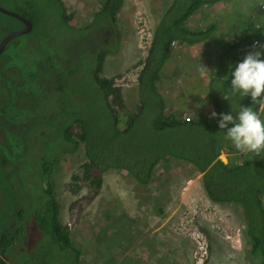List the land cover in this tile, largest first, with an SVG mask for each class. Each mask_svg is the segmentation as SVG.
I'll use <instances>...</instances> for the list:
<instances>
[{"label": "rangeland", "instance_id": "obj_1", "mask_svg": "<svg viewBox=\"0 0 264 264\" xmlns=\"http://www.w3.org/2000/svg\"><path fill=\"white\" fill-rule=\"evenodd\" d=\"M63 1L73 27L62 25L57 0H0V6L9 10L28 7V2H32L30 9L40 18L30 32L12 40L0 54V109L4 111L7 107L5 113L0 111V229L10 231L24 227L25 230L19 236L13 261L23 264H72L74 261L71 250L61 249L51 242L45 230L37 227L36 209L44 200L42 183L47 181L53 185L60 220L69 226L75 247L82 250L83 264H260L251 253L243 208L233 202L212 201L202 175L190 163L165 159L158 164L147 185L137 183L126 170L113 168L103 173V185L97 188L91 182L94 178H82L83 165L88 159L84 143H80L75 152L60 151L65 127L75 115L86 116L95 109L98 119L92 124L95 127L89 129L96 136L110 135L107 148L112 149L110 120L99 113V107L95 108L92 96L85 95L89 84L82 82L80 75L61 74L63 90H57V84L50 82L49 85L47 81L42 82L45 87L36 88L31 83L38 68L36 64L31 66L30 61L48 54L47 65L50 61L55 66L54 57H60L69 65L86 66L95 62L98 47L115 50L107 56L102 75L114 79L121 88L124 106H115V109L119 129L123 130L140 108L138 74L159 22V12L154 9L165 10L169 3L163 0L159 6L157 0H126L118 18L119 47L117 40L108 34L111 24L108 21L87 26L102 0ZM231 1L237 6L233 10L226 6L229 13L224 16L228 19L223 21L232 27L217 21L220 25H216L214 33L221 32L222 38L242 35L245 40L247 34L236 26L245 21L249 24L250 19L254 20L253 24L264 20V13L259 9L261 0ZM232 13L237 14L236 19L230 18ZM255 13L260 21L255 19ZM6 19L14 26L19 25L0 14V20ZM187 49L188 45L176 43L174 54L162 71V91L167 96L169 92L174 94L166 103V113L193 120L200 117L195 106L201 104L205 112L211 114L212 101L204 98L215 92L221 94L227 113L232 108L238 110L235 104L238 101H233L230 94V101L224 99L225 92L221 91L220 78L230 71L227 60L219 55L208 59V52L200 58L193 52L191 57ZM206 59L208 69L201 72L199 64ZM94 66L95 63L90 69L86 67L89 78ZM29 68L33 77L26 83L17 81L15 89H12L13 82L7 85L1 78L4 72L16 80L20 72ZM230 87L226 84L228 92H231ZM24 91L29 92L25 98L30 101L26 99L22 103ZM194 95L197 102L191 104L189 96ZM27 104L28 107L21 108ZM147 115L146 111L142 113L137 126L120 140L121 145L127 142L123 149L131 143L139 144L143 134L151 128L154 116ZM260 116L264 119V115ZM75 128L77 134L79 125ZM191 132L201 144L210 140L206 135L210 134L208 131L202 134L191 127ZM129 139L133 142H128ZM69 145L67 143L66 150ZM136 149L130 147L132 151ZM239 154L240 151H223L221 156L228 165H235L243 159L261 158L264 152L259 155L245 152L243 159ZM46 161L52 163V173L44 180L42 165ZM137 171L141 173L140 169ZM6 174L10 178H6ZM75 174L79 179H73ZM94 175H98V171L95 170ZM9 188L12 195L6 192ZM262 197L264 203V193Z\"/></svg>", "mask_w": 264, "mask_h": 264}, {"label": "trees", "instance_id": "obj_2", "mask_svg": "<svg viewBox=\"0 0 264 264\" xmlns=\"http://www.w3.org/2000/svg\"><path fill=\"white\" fill-rule=\"evenodd\" d=\"M125 1L102 0L98 10L95 11L92 22L87 25L99 22L104 23L102 22L104 20L111 23L109 25L110 28H108V34L117 40L119 47L121 42L118 18ZM213 1L215 0H172V3L163 10L154 30L146 59L142 62L143 67L138 74L140 108L138 113L133 118L131 117L128 126L123 130L119 129V115L115 109V106L122 108L124 106L121 88L116 85L114 79L102 75L107 56L115 51L112 48L98 47L95 62L86 63V66L84 64L77 67L76 65H69L60 57L54 56L57 64L54 66L49 61L47 65L48 54L40 56L37 61L31 60L30 65L36 64L38 68L36 78L31 84L37 88L44 86L42 82L47 81L49 85H51L50 82L57 84V90H63L61 74L65 72L80 75V80L89 84L85 95L92 96L95 108L99 107V113L104 118H109L113 131L114 147L112 149L107 148L110 135L106 138L105 135L101 134L96 136L89 129V127H92L94 120L98 119L96 109L88 112L86 116L82 114L79 116L75 115L74 120L64 129L63 139L60 142V151L64 153L75 152L79 144L84 143L88 159L83 165L82 178H94L91 182L97 188H101L103 185V173L117 168L126 170L137 183L147 185L152 180L155 167L167 156L190 162L203 174L204 187L212 201L235 202L243 208L248 222L247 235L251 240V253L259 259L260 264H264V203L262 197L264 193V155L261 158H256L257 160H244L245 152H240L239 156L240 159H243L242 162L228 165L220 158V154L223 150L227 152H238V150L235 149L230 141L224 138L223 131L225 130L219 128V117L210 118L211 114L202 112L199 115V120L193 121L180 119L175 114H168L166 113V99L159 92L162 71L170 58L172 42L176 40L195 45L198 42L209 39L213 35L216 25H209L205 28L194 30L187 24L189 18L200 7ZM32 5V2H28V7L19 8L15 11L30 18L33 26H35L40 18L30 9ZM56 7L60 8L58 13L63 21L62 25L73 27L71 25V15L67 14L64 1L57 0ZM0 14L3 13L0 12ZM3 15L11 18L14 23H19V25L14 26L8 19L0 20V42L10 31L23 26V22L18 18L6 14ZM246 29L249 31V41L252 42L255 38L264 39V20L256 24H249ZM110 40L109 38L108 42ZM94 63L96 67L94 66L91 70V78H89L86 74V67L90 69ZM27 70L20 72L21 75L16 80H13L4 72L1 73V78L7 85L13 82L12 89H15L14 84L17 81L26 83L33 77L30 74L31 68ZM231 71H234V68ZM27 93L29 92H23L22 103L27 99L25 98ZM232 97L233 101H238V103H235L238 109L240 105L247 106L251 104L250 96L244 98L239 96ZM220 98L221 94L216 92L211 96L215 112L217 114L227 113L225 105ZM27 100L28 102L30 101L29 99ZM28 106L29 104L21 108L25 109ZM252 107L258 114L262 113L264 115V105H252ZM0 111L5 113L7 107L4 111L1 109ZM145 111L148 112L147 116H154L151 128L148 132H143L144 134L139 144L131 143L127 148L123 149L124 144L127 142L121 145L120 140L137 126L139 116ZM230 112L234 116L237 114L236 112ZM76 124L79 125L77 134L74 131ZM191 127L198 129L202 134L208 131L210 134L206 135L210 140L202 144L196 141L192 135ZM75 136H78V139ZM102 138H105V140ZM130 141L132 140L129 139L128 142ZM67 143H70V145L69 149L66 150ZM133 146L137 147L134 151L130 150V147ZM51 165L50 161H46L42 165L44 180L52 173ZM2 168L6 169L8 167ZM138 169L141 170V173H138ZM95 170L98 171V175L92 176ZM72 177L73 179H79L80 176L75 174ZM6 178H10V176L6 174ZM46 184L48 185L46 186ZM42 186L44 195L42 198L44 200L40 208L36 209L35 221L37 227L45 230L51 236V242L61 249L72 251L74 258L72 264H83L81 263L82 250L75 247L69 226L64 225L60 220L59 204L55 198L52 183L43 181ZM6 192L8 195H12L10 188L6 189ZM23 233H25L24 227H15L10 231L0 229V264H12V258L15 257V248L18 247L19 236ZM2 254L5 255L6 259ZM13 262L14 264H23V262Z\"/></svg>", "mask_w": 264, "mask_h": 264}, {"label": "clouds", "instance_id": "obj_3", "mask_svg": "<svg viewBox=\"0 0 264 264\" xmlns=\"http://www.w3.org/2000/svg\"><path fill=\"white\" fill-rule=\"evenodd\" d=\"M261 11L264 13V0L261 3ZM254 16L256 20L260 21V17L256 13L254 14ZM253 22H254L253 19L249 20V24L251 23L253 24ZM249 24L246 25L245 29L248 27ZM246 32L248 36L249 33L248 29H246ZM243 42H247V40L242 39L239 42H233V43L242 44ZM176 43H182V42L174 40L171 45L172 51ZM186 45H190V44L187 43ZM238 56L240 57L235 62H233ZM262 57H264V39L255 38L252 40V42L250 41V44H247V47L245 49L239 51L236 54V56H234V58L231 59L230 63L228 62V65L230 67V71L228 73H230L232 78L228 79L227 76H225L224 78L223 77L220 78V82L223 85L221 91L225 92L223 93L224 99L230 101L229 94H231L232 96L238 95L241 98L249 97V96L251 98L250 105L247 106L240 105L238 110H233L232 108V112L237 113L236 116H234L231 112L217 114L215 112L214 102L210 97L211 95L207 96L206 94L207 98H204L212 101L213 109L210 110L211 113L210 118H215L217 116L219 117L218 119L219 128L225 130L223 131L224 138L230 141L232 145L235 147V149H237L238 151L255 153L257 155H259L261 152H264V119L261 118L260 114H258V112L252 107V105H264V58ZM240 59L243 60L239 62ZM201 63L202 64H199L200 70L201 72H204L205 70L208 69L207 67L209 62L206 59ZM231 67L234 68V71H231L232 70ZM225 78L226 80H224ZM226 84L231 86L228 89L231 92H228L226 90ZM205 89L207 91L206 87ZM202 112L209 114V112L207 111L205 112L204 108ZM182 119L192 120L191 117L182 118ZM196 120H199V117L198 118L194 117L193 121ZM221 154H220V158L224 160ZM165 159H176V158L167 156ZM165 159L161 160L160 162L164 161ZM176 160H181V159H176ZM182 161L187 162L185 160ZM222 203H227V202H222Z\"/></svg>", "mask_w": 264, "mask_h": 264}, {"label": "crops", "instance_id": "obj_4", "mask_svg": "<svg viewBox=\"0 0 264 264\" xmlns=\"http://www.w3.org/2000/svg\"><path fill=\"white\" fill-rule=\"evenodd\" d=\"M136 1V0H135ZM159 6H162L163 4V0H157ZM166 2L169 6L172 3V0H166ZM263 2V0H261L260 4H259V9L261 8V3ZM135 3V2H134ZM229 5L228 7L230 9H235L237 5H235L234 3H232L231 0H215L211 3L205 4L204 6L200 7L196 13H194L192 15V17L189 19L188 21V25L192 28H194V26L196 28H205L209 25H220L219 22L217 21H223L224 18H227L226 14H228V10L226 8V6ZM154 10H157L159 13L157 15V19H160V15L163 13V10H161L160 8H155ZM237 14L236 13H232V16H230V18H234L236 19ZM194 18V20H193ZM229 18V19H230ZM227 21H223V23L231 28L232 26H228V24L226 23ZM238 22V21H237ZM247 22H243L240 24H237L236 28H244V32L245 34L246 32V27ZM221 27V26H220ZM195 29V28H194ZM222 33L218 32L217 33H213V35H211V37L208 40H204L201 42L196 43L195 45H188V55L193 57V52L196 53L198 55V57H204V55L208 52V59H215L216 55L219 54V56H221L224 59L227 60V63L231 62V59L234 58V56H236V54L245 49L247 47V44H250L249 41V37H246L247 42H243L242 44H234L233 42H239L242 40V35H237V36H232V37H224L222 38ZM171 54H174V52H172ZM169 62V60H168ZM227 76L228 77V73L227 75H224L223 78ZM170 80V79H169ZM226 80V78L224 79ZM161 81H162V75H161ZM161 81L159 84V92L163 95L164 99H166V103H169L168 99L173 97V93L169 92V96H167L162 90H163V86H161ZM199 82V81H198ZM196 95L194 96H189L190 99V103L193 104L196 101ZM171 100V99H170ZM196 109H198L199 112L203 111V106L201 104H197L195 106ZM195 108L193 110H195ZM172 112V111H171ZM169 114V113H168ZM172 114V113H170ZM189 163V162H188ZM192 165V164H191ZM158 166V165H157ZM157 166L155 167V170L157 168ZM193 166V165H192ZM199 173L202 175L203 178V174L201 173V171H199ZM183 179V177H182ZM160 241V240H159Z\"/></svg>", "mask_w": 264, "mask_h": 264}, {"label": "water", "instance_id": "obj_5", "mask_svg": "<svg viewBox=\"0 0 264 264\" xmlns=\"http://www.w3.org/2000/svg\"><path fill=\"white\" fill-rule=\"evenodd\" d=\"M0 12H2L3 14L18 18L24 24V26L22 28H19L17 30L12 31L11 33H9L8 35H6L3 38V40L0 43V54H1L2 52L5 51V49L7 48L8 44H9V42L12 39H14L15 37H18L20 35H23L25 33L30 32L32 30V28H33V22H32V20L30 18H27V17L19 14L15 10H9V9L4 8L2 6H0Z\"/></svg>", "mask_w": 264, "mask_h": 264}, {"label": "flooded vegetation", "instance_id": "obj_6", "mask_svg": "<svg viewBox=\"0 0 264 264\" xmlns=\"http://www.w3.org/2000/svg\"><path fill=\"white\" fill-rule=\"evenodd\" d=\"M162 15V14H161ZM3 257H5L3 254H2ZM6 259V258H5Z\"/></svg>", "mask_w": 264, "mask_h": 264}]
</instances>
